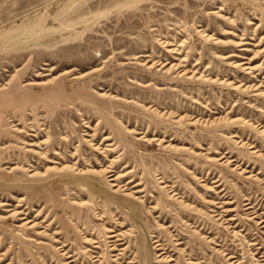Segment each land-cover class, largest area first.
<instances>
[{"label":"rangeland","instance_id":"1","mask_svg":"<svg viewBox=\"0 0 264 264\" xmlns=\"http://www.w3.org/2000/svg\"><path fill=\"white\" fill-rule=\"evenodd\" d=\"M0 264H264V0H0Z\"/></svg>","mask_w":264,"mask_h":264},{"label":"bare ground","instance_id":"2","mask_svg":"<svg viewBox=\"0 0 264 264\" xmlns=\"http://www.w3.org/2000/svg\"><path fill=\"white\" fill-rule=\"evenodd\" d=\"M83 171V170H82Z\"/></svg>","mask_w":264,"mask_h":264}]
</instances>
